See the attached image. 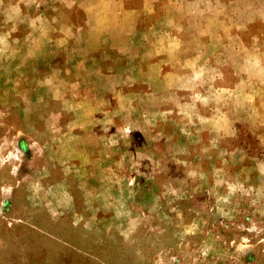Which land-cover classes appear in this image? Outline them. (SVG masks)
I'll list each match as a JSON object with an SVG mask.
<instances>
[{
    "label": "rangeland",
    "instance_id": "obj_1",
    "mask_svg": "<svg viewBox=\"0 0 264 264\" xmlns=\"http://www.w3.org/2000/svg\"><path fill=\"white\" fill-rule=\"evenodd\" d=\"M0 264H264V0H0Z\"/></svg>",
    "mask_w": 264,
    "mask_h": 264
}]
</instances>
